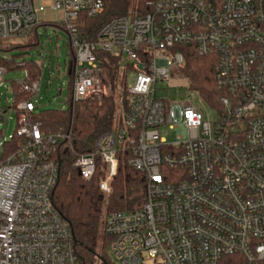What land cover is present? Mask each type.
<instances>
[{
	"label": "built area",
	"instance_id": "2783aa9c",
	"mask_svg": "<svg viewBox=\"0 0 264 264\" xmlns=\"http://www.w3.org/2000/svg\"><path fill=\"white\" fill-rule=\"evenodd\" d=\"M152 7L108 20L89 40L79 15L102 14L104 0H0V42L25 37L41 12H61L56 23L75 53L73 100L111 94L99 50L122 65L126 59L120 75L127 86L113 128L89 151L76 152L70 131L44 134L32 118L41 75L21 81L33 99L17 104L23 140L0 161V264H79L70 223L52 199L62 149L74 153L73 165L87 181L99 160L105 163L106 193L119 151L131 152L130 165L144 174L142 204L104 218L120 264H264V0H155ZM177 45L216 57L214 122L195 103L204 98L182 74L186 57ZM6 70L0 67V87ZM181 87L190 94H158ZM167 124L178 132L172 143L159 134ZM13 138L4 137L0 147Z\"/></svg>",
	"mask_w": 264,
	"mask_h": 264
},
{
	"label": "trees",
	"instance_id": "16d2710c",
	"mask_svg": "<svg viewBox=\"0 0 264 264\" xmlns=\"http://www.w3.org/2000/svg\"><path fill=\"white\" fill-rule=\"evenodd\" d=\"M105 9L102 14L90 17L86 13L79 15V28L83 36L95 39L99 28L108 20L120 15L146 13L153 9L155 0H104ZM61 26L59 23H39L19 42H0V67L16 69L25 67L28 76L25 81H32L41 75L40 64L21 59L28 50L39 44L38 28L42 25ZM62 27V26H61ZM186 57V66L181 71L189 77L192 88L198 89L205 102L219 105L220 93L215 86L216 57L202 56L193 46L177 45ZM68 67L69 93L68 108L40 109L33 113V120L41 122L44 134L58 131H70L76 152H87L94 147L99 135L113 128L118 111L121 109L120 99L127 95L126 83L121 79L123 73L120 57L101 50L97 52V61L103 68L106 78L112 84V92L107 97L97 99H72L73 80L71 69L75 62V53L70 46ZM13 94L12 108L15 110L19 102L33 99L17 80H10ZM120 105V107H119ZM19 126V125H18ZM2 130L0 129V133ZM23 139L16 134L3 147L0 161L17 151ZM132 154L119 151V165L110 183L111 191L106 193L100 188V181L105 177L106 164L99 160L98 170L93 179L84 180L74 167L75 155L62 149L59 154V178L53 191L52 199L56 208L70 223L79 264H112L108 258V247L111 238L105 231V215L112 211L130 210L139 207L146 192L144 174L135 170L129 163Z\"/></svg>",
	"mask_w": 264,
	"mask_h": 264
},
{
	"label": "rangeland",
	"instance_id": "374dc122",
	"mask_svg": "<svg viewBox=\"0 0 264 264\" xmlns=\"http://www.w3.org/2000/svg\"><path fill=\"white\" fill-rule=\"evenodd\" d=\"M61 19L60 11H46L39 13L40 23H56ZM39 44L28 50V53L21 59L32 60L42 67L41 78L42 85L40 91L35 95L36 110L48 108H68L67 98L69 93L68 67L70 60V42L67 31L59 26L42 25L38 28ZM5 41L19 42L21 38L12 37ZM126 64V59L123 60V67ZM27 69L18 67L16 69H7L5 72L4 86L0 87V143H4V137L8 140L10 136L16 134L18 129V119L15 110L12 108L13 94L7 84L10 80L21 82L26 78ZM128 85H132L136 79L135 73L127 75ZM158 88H167L165 84L159 83ZM158 94L177 98L181 95H189L190 91L185 87L171 88L161 90ZM122 101H119L121 105ZM202 109L206 119L214 122L217 118L218 111L213 109L205 100L195 101ZM119 105V107H120ZM160 137L168 143H172L177 139V129L170 127L168 124L160 126ZM3 153V147H0V159ZM108 258L112 264H120L113 256L108 247Z\"/></svg>",
	"mask_w": 264,
	"mask_h": 264
}]
</instances>
